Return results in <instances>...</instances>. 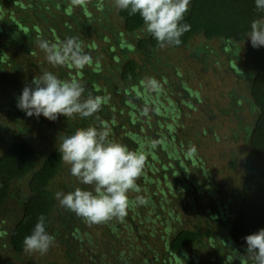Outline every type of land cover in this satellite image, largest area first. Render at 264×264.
<instances>
[{
	"label": "rangeland",
	"instance_id": "374dc122",
	"mask_svg": "<svg viewBox=\"0 0 264 264\" xmlns=\"http://www.w3.org/2000/svg\"><path fill=\"white\" fill-rule=\"evenodd\" d=\"M143 25L124 31L114 0H0V153L10 143L26 140L36 151V167L60 137L75 129L106 124L110 139L148 155L137 184L146 205L130 207L123 222L89 226L63 208L56 192L89 186L79 183L62 161L48 188L54 196L47 231L55 242L47 254L11 248L9 232L28 195V175L11 183L0 205V264H253L246 245L228 237L237 210L241 164L256 112L248 94L249 74L241 67L247 41L193 36L181 47L136 46ZM34 35L25 45L16 40ZM76 36L93 62L82 70L53 66L39 48ZM133 59L135 76L119 78L122 62ZM45 71L63 80L78 79L86 92L110 99L94 116L60 115L51 121L29 117L17 107L22 89ZM157 79L162 90L150 93L142 82ZM151 106L147 117L144 106ZM153 142H158L155 148ZM192 145L197 152L187 153ZM197 231L190 245L167 247L179 229Z\"/></svg>",
	"mask_w": 264,
	"mask_h": 264
},
{
	"label": "clouds",
	"instance_id": "9594fccd",
	"mask_svg": "<svg viewBox=\"0 0 264 264\" xmlns=\"http://www.w3.org/2000/svg\"><path fill=\"white\" fill-rule=\"evenodd\" d=\"M89 0H71L73 6H84ZM191 0H114L115 7L128 10L129 15L139 14L143 21V31L151 34L161 48L178 46L180 37L190 24L181 23L189 10ZM255 7L264 12V0H255ZM250 39L253 48L264 46V18L254 19L250 24ZM39 48L46 60L53 66L71 65L82 70L92 64V56L84 51L76 36L65 37L63 41L50 43L39 40ZM150 93L162 90L161 83L149 77L142 82ZM110 97L86 92L85 84L78 79L63 80L51 71L33 77L31 85H26L18 97L17 107L29 117L41 115L55 121L60 115L71 119L78 115L83 119L94 116L102 110ZM253 110L259 113L258 106ZM151 106L146 104L142 115L147 117ZM158 142H153L155 148ZM59 158L70 166V173L87 188L77 187L72 191L56 192L59 204L82 218L89 226L108 224L112 220L123 222L130 207L146 205L148 200L137 195L134 200L129 193H139L137 180L141 178L148 162L143 150H131L126 144L110 139L106 124L100 127L87 126L75 129L71 134L60 137ZM197 152L192 145L187 153ZM46 217L41 214L31 234L24 237L22 246L26 254H47L55 242V235L45 228ZM246 253L253 264H264V228L244 237ZM240 253L233 249L229 261L239 260Z\"/></svg>",
	"mask_w": 264,
	"mask_h": 264
},
{
	"label": "trees",
	"instance_id": "16d2710c",
	"mask_svg": "<svg viewBox=\"0 0 264 264\" xmlns=\"http://www.w3.org/2000/svg\"><path fill=\"white\" fill-rule=\"evenodd\" d=\"M116 11L124 31L130 32L142 27L143 21L139 14L129 15L128 10L118 8ZM257 18H264V12L255 7V0H191L189 10L181 22L191 27L180 37L181 44L178 45H186L193 36L199 34L207 40L247 41L241 67L249 74L248 94L253 105L258 106L260 111L255 114L248 131V147L241 164L237 210L228 227V237L238 245H246L244 237L264 228V46L253 48L247 37L251 22ZM33 36L23 34L16 42L19 41L26 51L25 45L32 41ZM146 45L151 48L159 46L156 39L147 32L136 41L138 48ZM135 67L133 59L124 60L119 78L123 81L134 77ZM59 156L58 147H53L34 167L36 151L24 139L10 143L0 153V205L8 195L12 181L28 175V195L21 204L20 215L8 237L15 251L23 248L24 237L31 234L41 214L46 217V229L50 223L49 213L54 196L48 183L59 169ZM197 234L194 229L181 228L169 238L167 247L173 251L186 247L195 241ZM24 264L34 263L26 260Z\"/></svg>",
	"mask_w": 264,
	"mask_h": 264
}]
</instances>
